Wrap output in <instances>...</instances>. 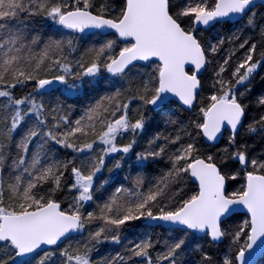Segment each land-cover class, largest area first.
<instances>
[{
  "label": "snow or ice",
  "instance_id": "snow-or-ice-1",
  "mask_svg": "<svg viewBox=\"0 0 264 264\" xmlns=\"http://www.w3.org/2000/svg\"><path fill=\"white\" fill-rule=\"evenodd\" d=\"M260 72L264 0H0V264H259Z\"/></svg>",
  "mask_w": 264,
  "mask_h": 264
},
{
  "label": "trees",
  "instance_id": "trees-1",
  "mask_svg": "<svg viewBox=\"0 0 264 264\" xmlns=\"http://www.w3.org/2000/svg\"><path fill=\"white\" fill-rule=\"evenodd\" d=\"M260 76H264V72H260L259 75L256 77V82H255V90L256 91H259L262 87H264V80H261ZM83 91L84 90H81V95L83 94ZM60 99L65 100L66 104H74L76 106L77 110H79V108L81 106L80 104L76 103L78 98L75 96L67 97V98L61 96ZM143 230H144V225L137 222L135 227L128 230L127 235L129 237H135L138 235V233L142 232ZM110 250H111L110 245H104V246H102L100 253H98L97 255L102 256ZM259 264H264V258H262L259 261Z\"/></svg>",
  "mask_w": 264,
  "mask_h": 264
},
{
  "label": "water",
  "instance_id": "water-1",
  "mask_svg": "<svg viewBox=\"0 0 264 264\" xmlns=\"http://www.w3.org/2000/svg\"><path fill=\"white\" fill-rule=\"evenodd\" d=\"M53 87L55 88V87H60V86H59V85H54ZM261 259H262V258H261ZM261 259H260V260H261ZM260 260H259V261H260Z\"/></svg>",
  "mask_w": 264,
  "mask_h": 264
}]
</instances>
